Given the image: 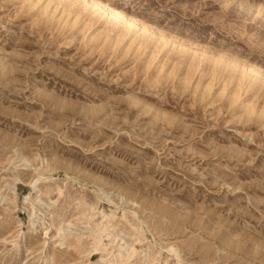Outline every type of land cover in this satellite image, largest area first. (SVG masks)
Here are the masks:
<instances>
[{
    "label": "rangeland",
    "instance_id": "1",
    "mask_svg": "<svg viewBox=\"0 0 264 264\" xmlns=\"http://www.w3.org/2000/svg\"><path fill=\"white\" fill-rule=\"evenodd\" d=\"M87 1L0 0V264H264V0Z\"/></svg>",
    "mask_w": 264,
    "mask_h": 264
},
{
    "label": "bare ground",
    "instance_id": "2",
    "mask_svg": "<svg viewBox=\"0 0 264 264\" xmlns=\"http://www.w3.org/2000/svg\"><path fill=\"white\" fill-rule=\"evenodd\" d=\"M84 2H86L87 0H82ZM88 2V1H87ZM86 2V3H87ZM88 4H91L93 8L97 9V10H101L103 11L105 14H107L109 17H111L112 19H117L119 21L124 22L129 28L131 27H136V22L133 19H126L122 14H120L118 11L116 10H112L111 8L103 5L101 2H98L96 0L89 2ZM259 9V8H258Z\"/></svg>",
    "mask_w": 264,
    "mask_h": 264
}]
</instances>
